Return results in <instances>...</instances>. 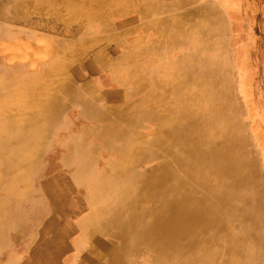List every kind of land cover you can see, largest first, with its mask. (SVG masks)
Returning <instances> with one entry per match:
<instances>
[{
  "label": "rangeland",
  "instance_id": "rangeland-1",
  "mask_svg": "<svg viewBox=\"0 0 264 264\" xmlns=\"http://www.w3.org/2000/svg\"><path fill=\"white\" fill-rule=\"evenodd\" d=\"M36 1L0 0V152L19 150L17 138L27 141L19 156L24 166L10 169L0 159V264H42L54 241L53 248L66 245L50 264H64L73 254L67 264H104L111 258L116 240L102 230L90 238L82 233L79 222L101 194L91 195L77 173L83 174L85 165L91 175L81 179L119 178L122 186L132 174L173 162L167 152L168 157L144 164L135 160L132 167L123 155L147 153L150 140L161 150L160 128L171 123L182 97L192 91L181 83L185 66L180 68L178 59L213 47L224 58V71L217 72L234 78L241 89L240 95L235 89L238 116L230 126L239 129L249 164L243 212L250 214L259 230L256 242L264 248V0ZM223 5L224 29L201 32L215 18L210 7L224 15ZM209 56L216 65L215 53ZM21 66L22 78L16 72ZM65 84L80 87L79 100H89L101 118H86L82 103L62 92ZM106 89L116 95L108 96ZM49 102L54 118L51 112L37 118ZM32 123L41 126L29 127ZM115 201L104 196L106 204ZM76 237L81 248L75 251ZM99 237L109 247L97 243ZM222 259L223 253L218 263Z\"/></svg>",
  "mask_w": 264,
  "mask_h": 264
},
{
  "label": "bare ground",
  "instance_id": "bare-ground-1",
  "mask_svg": "<svg viewBox=\"0 0 264 264\" xmlns=\"http://www.w3.org/2000/svg\"><path fill=\"white\" fill-rule=\"evenodd\" d=\"M27 1L22 0L23 3ZM39 1L42 0L36 1V5ZM164 7L169 8L165 4ZM221 9L224 15L216 7H210L215 18L210 19L209 24L199 29L201 32L224 29L227 9L224 5ZM75 10L74 6L72 12ZM207 28L210 30H203ZM208 50L206 48V53L202 51L200 54L185 55L178 59L179 67L185 66L181 83L191 85L192 91L182 97L183 105L180 103L182 107L174 111L171 123H164L160 128L158 141L161 150L154 149V141L150 140L147 153L143 150H132L128 156L125 155V151L123 155L132 167L135 160L144 164V161L153 158L168 157L169 155L165 154L167 152L171 154L173 162L167 160L151 167L142 175L132 174L130 181L122 182L124 184L122 186L117 181L119 178L114 179L115 182L106 183H98L91 177H89L91 180L81 179V175L82 178L85 174L91 175L85 165L84 170L81 168L83 174L78 171L77 177L75 176L91 195L101 194L97 200L88 203L90 211L81 217L79 223L83 235L90 238L93 231L102 230L109 238L117 241L111 258L104 264H135L137 261L138 264L264 262L263 245L256 242L255 236L259 230L252 223L250 214L243 212L244 197L249 191L250 182L249 164L242 152L244 141L239 138V129L235 130L230 126V121L235 124L238 116L235 89L239 95L241 89L234 78L231 76L225 78L217 72L224 61L223 57L218 56L221 50L214 51V47L211 49L213 51ZM214 53L216 65L208 60L209 54ZM221 70L224 71V68ZM79 91L80 87L65 84L62 92L66 95L72 94L70 97L73 103L77 100L82 103L84 109L82 112L86 118L100 119L102 114L99 116L100 112L95 111L89 100L85 98L79 100L81 93ZM192 94L195 99L191 98ZM56 105L58 106L57 103ZM229 110H232V115L229 114ZM42 111L44 116L39 115L37 118H45L50 112V117L54 118L52 112L54 113L55 108L50 102ZM148 117L152 118L154 115ZM55 121L53 120L50 125L52 126ZM28 126L39 128L41 124L32 123ZM92 138V133L86 136L89 147L92 146ZM17 141L22 145L19 150L4 147V151L0 152L2 154L0 159L4 160L10 169H15L17 165L24 166L19 161V156L26 150L27 141L24 138H17ZM203 168L205 169L202 170ZM137 182L139 183L136 184ZM104 196L113 197L116 201L114 204L111 202L106 204ZM126 198L130 200L128 206L125 205ZM64 201L65 197L60 201L61 204H64ZM113 206L115 209L112 213ZM124 208L123 212L116 211ZM236 222L238 227L235 226ZM17 235L20 236L19 233ZM72 240L75 251L79 250L80 238ZM96 242L102 244L104 248L109 247L107 241L101 237L96 238ZM53 243H48L49 251L44 256L42 264H50L66 245L63 241L53 248ZM222 253L224 259L222 263H218L217 259ZM73 256L74 254L66 259L64 264L72 260ZM91 259L85 257L88 262H95Z\"/></svg>",
  "mask_w": 264,
  "mask_h": 264
},
{
  "label": "crops",
  "instance_id": "crops-1",
  "mask_svg": "<svg viewBox=\"0 0 264 264\" xmlns=\"http://www.w3.org/2000/svg\"><path fill=\"white\" fill-rule=\"evenodd\" d=\"M16 72H18L19 76H21V78H22L24 76L23 72H25V70L21 66V68L20 67L16 68ZM100 88H102L101 85H100ZM106 92H107V95L110 96V97L116 95L115 92L111 91L110 89H106ZM109 93H112V95H109Z\"/></svg>",
  "mask_w": 264,
  "mask_h": 264
}]
</instances>
